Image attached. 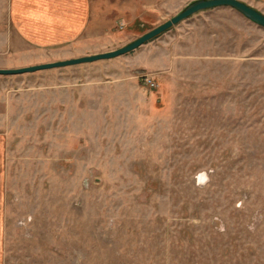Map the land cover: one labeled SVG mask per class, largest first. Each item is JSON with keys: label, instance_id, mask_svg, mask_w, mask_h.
<instances>
[{"label": "rangeland", "instance_id": "rangeland-1", "mask_svg": "<svg viewBox=\"0 0 264 264\" xmlns=\"http://www.w3.org/2000/svg\"><path fill=\"white\" fill-rule=\"evenodd\" d=\"M194 1L91 0L83 57ZM3 108L0 264H264V29L235 10L197 12L115 58L0 75Z\"/></svg>", "mask_w": 264, "mask_h": 264}, {"label": "crops", "instance_id": "crops-1", "mask_svg": "<svg viewBox=\"0 0 264 264\" xmlns=\"http://www.w3.org/2000/svg\"><path fill=\"white\" fill-rule=\"evenodd\" d=\"M238 1L264 15V0ZM102 2L105 4V0ZM105 10H107L106 6ZM109 11H111L110 8ZM101 12L105 14L102 8ZM96 13L91 11V0H9L7 14L14 33L13 36L2 41L0 57L6 56L8 50L15 53L43 52L41 55L51 52L52 56L39 55L50 59L43 62L46 64L88 55L90 48L87 43L91 38L88 28L91 16L99 15ZM30 66L32 65L18 66L12 61L0 58V69H19ZM64 92V95H53L57 105L64 106L68 99L72 101L70 96L69 98L67 96L70 92ZM61 101H64V104H61ZM65 115L67 116V113ZM7 116L4 108L1 109L0 119L3 120ZM4 131V127L0 129V173L3 171L7 143V134ZM0 179L2 184L3 174L0 175Z\"/></svg>", "mask_w": 264, "mask_h": 264}, {"label": "water", "instance_id": "water-1", "mask_svg": "<svg viewBox=\"0 0 264 264\" xmlns=\"http://www.w3.org/2000/svg\"><path fill=\"white\" fill-rule=\"evenodd\" d=\"M219 7L231 8L235 10L236 12H238L239 14H241L244 18H246L251 23L264 29V15L238 0H196L190 3L189 5H187L180 13H178L176 16H174L170 20L164 22L163 24L157 26L156 28L152 29L151 31L147 32L146 34L140 36L136 40L132 41L131 43L117 50L102 53V54H96V55L75 58V59H70V60H65V61L46 63V64L19 68V69H9V70L0 69V75L1 76L19 75V74L36 72L40 70H49V69H55V68H61V67H66V66H72V65L82 64V63L98 61V60L111 59V58H115L121 55H125L139 48L146 42L159 36L165 31L169 30L172 26H175L179 24L181 21L196 14L197 12L208 10V9L219 8Z\"/></svg>", "mask_w": 264, "mask_h": 264}, {"label": "clouds", "instance_id": "clouds-1", "mask_svg": "<svg viewBox=\"0 0 264 264\" xmlns=\"http://www.w3.org/2000/svg\"><path fill=\"white\" fill-rule=\"evenodd\" d=\"M198 180L200 183H203L206 180V176L203 173L198 175Z\"/></svg>", "mask_w": 264, "mask_h": 264}, {"label": "built area", "instance_id": "built-area-1", "mask_svg": "<svg viewBox=\"0 0 264 264\" xmlns=\"http://www.w3.org/2000/svg\"><path fill=\"white\" fill-rule=\"evenodd\" d=\"M147 84H148L150 87L154 86L153 83H151V82H147Z\"/></svg>", "mask_w": 264, "mask_h": 264}]
</instances>
